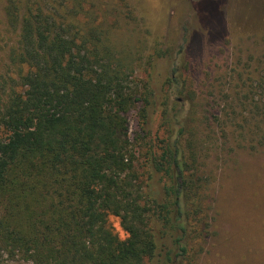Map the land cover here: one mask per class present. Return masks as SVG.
Segmentation results:
<instances>
[{"label":"trees","instance_id":"16d2710c","mask_svg":"<svg viewBox=\"0 0 264 264\" xmlns=\"http://www.w3.org/2000/svg\"><path fill=\"white\" fill-rule=\"evenodd\" d=\"M3 3L17 37L0 58V261L190 264L203 183L184 126L149 153L163 193L145 189L128 114L147 93L106 34L75 22L69 0Z\"/></svg>","mask_w":264,"mask_h":264},{"label":"rangeland","instance_id":"374dc122","mask_svg":"<svg viewBox=\"0 0 264 264\" xmlns=\"http://www.w3.org/2000/svg\"><path fill=\"white\" fill-rule=\"evenodd\" d=\"M213 1L68 5L75 22L106 34V45L147 93L149 104L140 101L128 114L143 187L163 193L166 180L148 161L169 132L184 126L183 147L197 149L198 160L187 161L200 169L203 212L194 222L201 235L190 245V264H264V0ZM3 5L0 0V58L17 37L6 30ZM109 223L127 237L118 217Z\"/></svg>","mask_w":264,"mask_h":264}]
</instances>
